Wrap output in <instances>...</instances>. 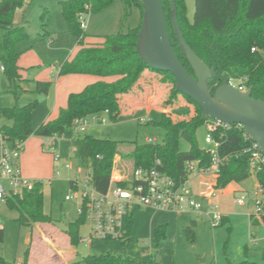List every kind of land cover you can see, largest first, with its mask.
I'll list each match as a JSON object with an SVG mask.
<instances>
[{
	"label": "rangeland",
	"instance_id": "1",
	"mask_svg": "<svg viewBox=\"0 0 264 264\" xmlns=\"http://www.w3.org/2000/svg\"><path fill=\"white\" fill-rule=\"evenodd\" d=\"M186 4L187 16L193 21L196 0H186ZM15 19L23 21L28 32V37L17 45L18 51L22 52L20 60L26 69L24 79L16 82H11L0 70V108L37 101L32 123L38 126L48 116L57 114L53 111L55 106L57 109L63 104L66 106L69 93H64V90L80 92L89 80H95V76H59L61 66L73 60L79 49L75 35L68 31L60 0H27L24 7L16 12ZM140 22L138 6L133 5L125 17L124 10L114 2L101 12L88 15L85 30L92 35L86 39V43L99 42L97 40H102L104 35L126 31ZM49 79L52 84L48 93L39 94L36 90L38 80ZM59 80L61 83L57 88ZM232 84L238 85L235 80ZM172 85L170 80H163V74L159 71L150 72L142 87L137 89L143 105L134 109L124 106L119 119L109 118L106 123L101 118L90 119L88 128L79 129L72 138L58 139V160L51 151L41 146L37 141L38 136L25 140L21 169L25 176L43 181L44 212L52 219L31 226L24 225L18 219L19 212L10 209L5 200H0V228L5 232L4 241L0 243V254L6 264L25 261L29 264H83L80 263L83 257L106 252L129 255L146 264H227L226 254L234 263L246 256L250 260L262 261L264 228L251 226L249 222V214L255 211L254 201L249 194L259 183L255 173L242 182H231L225 188L216 189V174L211 169L195 171L188 179L195 200L201 205L200 212L175 213L137 206L132 211V235L126 243L100 239L91 243L83 241L90 231V223L83 221L79 243L71 244L67 228L69 223L80 218L81 198L78 194L86 190L87 173L79 166V137L88 134L122 143L120 148L124 155H117V165L131 168V159L125 155L130 149L126 143H146L150 139L163 143L165 129L155 124L161 119L162 108H166L175 118L184 116L179 109H193V105L182 96H178L172 104L168 103ZM148 104L152 106L151 109H148ZM2 124L0 118V127ZM208 132L207 124L197 130L198 144L203 149L210 148L205 140ZM180 148L188 150L189 142L182 138ZM67 162L71 164L70 167L66 166ZM71 179L76 180L78 187L70 186ZM4 184L7 187V182ZM72 192L77 196L67 200L66 197ZM242 195L247 196L246 205L236 204L235 199ZM212 208L227 218L218 226L213 225V215L209 213ZM191 220L197 221L194 238L187 231ZM157 228L165 232L159 239L156 237ZM250 235L260 239L257 245L251 242ZM247 245L248 253L245 252Z\"/></svg>",
	"mask_w": 264,
	"mask_h": 264
},
{
	"label": "trees",
	"instance_id": "2",
	"mask_svg": "<svg viewBox=\"0 0 264 264\" xmlns=\"http://www.w3.org/2000/svg\"><path fill=\"white\" fill-rule=\"evenodd\" d=\"M116 0H60L63 16L68 31L72 32L78 41V51L71 61L65 62L60 69L59 76L67 74H87L98 76L100 79L88 84L80 92L69 95L67 105L60 108L57 117L41 123L34 128L32 124L33 112L38 102L25 105H15L0 108V118L12 121L5 124L0 132L13 148L19 142H25L31 136L46 137L56 135L60 138L74 136L75 121L91 115L101 114L109 110L111 120L119 119L124 106L134 109L143 105H131L125 101L127 95H138L137 89L154 70L149 67L137 51L138 33L142 26L144 8L141 0H121L125 8V17L131 12L133 5L141 11V22L136 27L120 30L115 34L104 35L102 42L86 43L89 34L80 23L81 13H99L111 6ZM27 0H0V62L5 67L8 79L21 81V67L19 58L22 52L17 45L28 37L24 22L15 19L16 12L23 8ZM167 26L172 44L187 70L194 75V71L186 58L179 43L177 32L173 25L174 9L184 37L192 49L211 67V87L226 82L237 81L253 87L252 96L264 100V0H196V10L193 21L187 16L186 0H163ZM253 48H256L253 51ZM163 80H170L172 85L168 103L172 104L178 96H182L193 105L179 109L184 114L181 118L173 117L166 108H162L161 119L155 124L165 129L163 143L129 142L130 149L126 156L130 157L135 167L151 168L157 159L161 161L159 168L171 175L178 182L189 179L193 173L187 163L197 162L200 169H207L212 164V155L207 149L199 146L197 130L203 124L213 119L203 115L201 107L190 97L177 90L174 76L171 73L159 71ZM52 81H38L36 90L39 94L48 93ZM143 101V99H142ZM169 108V105H167ZM245 129L238 124L229 128L219 127L213 135L220 141L219 153L227 157L216 175L214 187L225 188L231 182H242L251 175L249 167L250 153L245 149L251 144L245 138ZM186 139L190 148L181 150L180 141ZM118 141L96 138L93 135L79 137L78 153L79 166L89 171L91 181L100 191L109 187L111 171L117 155H124ZM259 182L264 186V168L256 174ZM75 180H70L74 187ZM43 181H38L32 190L22 194H13L6 198L7 206L19 212V221L31 226L39 222H49L52 217L44 212ZM223 217L222 222L226 220ZM80 217L69 223L67 234L72 245L80 241V227L83 223ZM251 226L264 228V214L252 213L249 217ZM128 241L132 235L133 216L128 219ZM197 221L192 220L187 227L191 238L195 236ZM162 228H157L156 237L164 236ZM5 232L0 228V243L4 241ZM124 241L123 243H126ZM249 247L245 246L248 253ZM262 261L250 260L246 256L238 263H234L226 254L227 264H264V247ZM0 263L6 264L0 254ZM83 264H146L129 255L106 252L83 257ZM19 264V263H12ZM21 264H29L27 261ZM77 264V263H71Z\"/></svg>",
	"mask_w": 264,
	"mask_h": 264
},
{
	"label": "built area",
	"instance_id": "3",
	"mask_svg": "<svg viewBox=\"0 0 264 264\" xmlns=\"http://www.w3.org/2000/svg\"><path fill=\"white\" fill-rule=\"evenodd\" d=\"M87 13L80 14V23L82 28H86ZM256 48H253L255 51ZM1 70H5L0 65ZM236 87L246 91L248 86L245 80H242ZM110 111L107 109L101 114H95L86 118H78L75 121L74 135L79 129H86L89 126L90 119H99L106 123L109 119ZM209 132L206 135V142L210 145L207 149L212 155V164L207 169H200L197 162L190 161L187 167L192 171L214 170L217 175L221 166L227 160L219 153L220 141L216 140L213 133L219 127L229 128L232 124L212 120L207 123ZM242 126V125H240ZM245 138L251 141V144L245 149L249 152V167L255 175L264 168V153L260 151L256 142L252 141L245 132ZM60 137L56 135L43 137V148L51 151L55 159H60L58 155L57 142ZM148 142H155L150 139ZM24 149V142H19L17 147H11L5 140L4 134L0 132V200L4 201L13 194H22L24 191L32 190L37 180L24 175L20 159ZM115 157L114 165L110 175L109 187L106 191L98 190L91 181V174L86 171L85 187L81 192V205L79 207L80 217L90 223L89 236L83 241L91 243L96 239L100 240H120L128 239V219L132 211L137 206H149L157 210L170 211L175 213L182 212H200L201 205L195 200L188 180L178 182L171 175L159 168L161 161L157 159L151 168L144 166L135 167L132 163L131 168L118 167ZM70 167V163H66ZM7 182V187L4 184ZM74 187H78L76 180ZM76 193L72 192L66 197L67 200L74 198ZM255 204L256 215L264 214V186L261 182L253 192L249 194ZM236 204L246 205L247 196L242 195L235 200ZM213 215V225L218 226L224 215L217 213L212 208L209 212ZM251 242L257 245L260 241L254 235H250Z\"/></svg>",
	"mask_w": 264,
	"mask_h": 264
},
{
	"label": "water",
	"instance_id": "4",
	"mask_svg": "<svg viewBox=\"0 0 264 264\" xmlns=\"http://www.w3.org/2000/svg\"><path fill=\"white\" fill-rule=\"evenodd\" d=\"M141 4L144 14L137 40V51L141 58L152 69L171 73L177 90L193 99L201 107L204 116L242 125L246 134L264 153V100L252 96V86L246 91L231 82L210 86L212 69L186 41L175 8L173 25L194 71V75L191 74L172 44L163 0H141Z\"/></svg>",
	"mask_w": 264,
	"mask_h": 264
},
{
	"label": "crops",
	"instance_id": "5",
	"mask_svg": "<svg viewBox=\"0 0 264 264\" xmlns=\"http://www.w3.org/2000/svg\"><path fill=\"white\" fill-rule=\"evenodd\" d=\"M116 3H118L119 4V6L124 10V12H125V8H124V4H123V2L121 1V0H116L115 1ZM86 31V30H85ZM86 33L87 34H89V37H90V35H92V34H90L88 31H86ZM89 37L87 38V39H89ZM97 41H99V42H102V40L99 38ZM99 42H94V43H99ZM21 58V57H20ZM20 58H19V62H18V64H19V66L21 67V74H22V79H24V74H25V72H24V70L26 69V66L21 62V60H20ZM1 70V69H0ZM74 75H87V74H74ZM92 76H94V75H92ZM100 78L98 77V76H95V80L93 79H91V80H89L90 82H87V85L88 84H91V83H93V82H95V81H97V80H99ZM50 80V79H49ZM49 80H38V81H49ZM60 81V80H59ZM58 81V83H57V88L59 87V85H60V83H61V81L59 82ZM86 85V86H87ZM72 91H74V90H72ZM71 90H64V93H69L68 94V97H69V95L71 94V93H73ZM57 92V91H56ZM139 95V94H138ZM138 95H127L126 96V99H125V101L127 102V103H131V105H133V106H137L139 103H143V101H142V97L140 96H138ZM67 101H68V98H67ZM18 105H25V104H20V103H17ZM16 104V105H17ZM67 105V104H66ZM63 107H65L64 106V104H63V106H61V108H63ZM1 108H3V107H1ZM152 108V106L150 105V104H148V109H151ZM59 110H60V108L59 109H57L56 108V106H55V108H54V110L53 111H56V115L55 116H48V118L46 119V120H44V122H46V121H48V120H51V119H54L55 117H57V115H58V113H59ZM35 111V110H34ZM34 113V112H33ZM54 113V112H53ZM1 120L3 121V124L1 125V127L3 126V125H5V124H12V121H9V120H5V119H2L1 118ZM43 123V122H42ZM33 124V123H32ZM40 125V124H39ZM38 125V126H39ZM38 126H34V128H36V127H38ZM1 127H0V129H1ZM36 139V138H35ZM42 140H43V138L42 137H38V139H37V141L41 144V146L43 147V142H42ZM28 142V141H27ZM28 144V143H27ZM32 147V146H31ZM29 150V149H28ZM29 152V151H28ZM29 154V153H28ZM259 182V181H258ZM191 188V187H190ZM244 192V191H243ZM236 200V199H235ZM192 221V220H191ZM19 264H21V263H19Z\"/></svg>",
	"mask_w": 264,
	"mask_h": 264
}]
</instances>
